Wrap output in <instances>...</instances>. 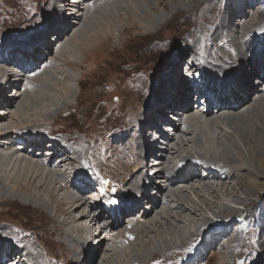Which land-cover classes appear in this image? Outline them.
<instances>
[{
    "label": "bare ground",
    "instance_id": "bare-ground-1",
    "mask_svg": "<svg viewBox=\"0 0 264 264\" xmlns=\"http://www.w3.org/2000/svg\"><path fill=\"white\" fill-rule=\"evenodd\" d=\"M57 1L45 0L41 12H44V14H49L53 10L60 12L58 16L54 14L51 20L43 25L45 29L53 27L58 37L57 42H55L58 45L56 50L52 49L51 41L42 39L41 32L44 28L37 27L41 13L38 18L36 17V23H31L36 19L21 24L18 19H14L15 17H3V19H11L10 26L16 30L0 32V202L6 203L9 197L26 205H40L46 212L49 211L50 204L54 203L56 210L62 213L64 220L61 221L58 218V221L56 219L57 224L55 226L57 225V228L56 230L53 229L50 234L55 235V233L62 232V234L60 233V241H56L60 248L58 254L72 260L74 264H147L149 260L162 258L161 256L165 254L174 255L180 250L189 249L192 243L201 235H203L209 246L214 247L212 250H215L217 245H211L216 242L214 236L221 228L225 231H231V220L233 218L229 217L234 216L236 212L229 211L230 213H228L226 209L221 211L217 209V211L214 210L213 215L215 214V217L221 219L216 218L214 219L215 222L211 218L206 219L205 216L215 206L212 203L197 199V196L201 198L205 194L212 193L211 195H214L217 200H228L227 198L230 195L232 197V195L239 194L240 189H248L249 191L264 190V84L261 87L254 88L259 83H264V49L257 44L253 46L254 41L264 39L262 34L264 19L262 21L254 19V22L249 20L241 22L240 18H237L239 22H233L237 13V10L235 11L237 7H234L226 17L229 20L223 17L224 13L221 17V30H225L226 35L218 31L216 37L213 36V43H206L207 47L202 45L204 36H207L205 33L199 34L198 39L193 37L190 39L188 52L183 54L180 51L176 55L177 57L191 56L187 63L179 67L180 70L187 64L190 66L189 71L194 70L196 76L200 75L201 71L203 72V76L199 80L193 78L198 83L197 90L191 91V82L187 80L186 82L180 79L176 80L175 71L173 70L176 68L177 61L174 60L170 62H174V65L172 64V67L165 69L167 76H164L159 81L160 83L157 84L156 82L155 89H149L152 92L147 93L146 102L141 107L135 110L132 106H129L132 110L127 114L128 109L125 106L126 117H129V120H134V122H131L129 126V136L123 135L124 142L119 141L114 148L116 153L123 154L126 148L125 142L132 143L129 149L126 148L125 155L127 157L124 159L126 160L124 164L127 167L122 164L118 172L123 181L115 188L110 178V183L105 184V181L101 182L99 177L95 176L96 179L93 177L92 180H96L97 183L103 185L102 189L97 190L95 184L88 183L87 179L90 177L86 176V173H82L84 174L83 179H76V164L73 160L76 158H72L71 151L73 147L68 145L67 141L61 140L58 142L57 139L53 140L51 135L47 137V130L51 123L45 124L46 129L43 127L41 118L39 119L42 115L40 108L50 109L45 115L53 119L56 114H60L67 109L66 106L69 103L71 104V99L76 95L73 86V84H76L73 82L76 79L75 73L66 74L65 81L67 83L53 78L58 75L45 79L47 82L42 80L43 83H48V80L53 81L54 91L47 95L52 96L51 101H47L46 96H40V91L37 92L38 97L35 96V93H32L39 87L35 88L36 80L38 78L42 79L41 76L47 70H51L50 76H52L51 68H55L59 62L62 65L65 64L64 70L68 67L73 68L70 62H75L73 57L75 46H80L83 50H86L89 48L86 45L88 40H93L95 36H99L107 30L117 28V25L122 22H126L127 27L130 28H143L144 32H148L152 27L157 30L164 21L166 22L178 10H189L195 3L204 4L207 0H184V4H180V0H164L163 2H161L162 0H122L126 5V9L120 0ZM159 3L164 5L163 7L169 6L171 11L165 12L162 10L159 12L153 7L149 9L152 6L151 4ZM60 5L64 6L63 8L68 7V11L63 13V10L58 8ZM152 12L157 13L159 17H155ZM63 14L67 16H63ZM72 15L73 20L69 19ZM95 17H99V19L93 20ZM3 22L5 21L0 20V30ZM197 22L199 21L197 20ZM249 23H252V26ZM31 27L34 29L32 33L31 31L24 32L29 28L31 29ZM20 28H23L24 31L22 32ZM236 28L245 29V31L241 34ZM25 34L30 35L23 37ZM220 35L221 38L219 39ZM66 40L68 44L65 43ZM216 42H219V45L214 44ZM43 52L49 53L50 60L52 59L51 62L44 61ZM169 65L166 64L165 67ZM247 65L251 68L247 69ZM144 69L139 67L136 72L133 71L131 81L134 84L136 83L134 74L146 76L147 73ZM256 71L262 72L261 77H259V73L255 77ZM60 72L58 70L56 74ZM179 75L183 80L184 77L189 76L187 72L184 76L183 74ZM138 79L139 86H141L145 81L140 82V78ZM8 92L11 94L9 98H7ZM194 93H200L202 100L198 102L200 103L199 109L206 108L204 112L189 110V106H191L189 103H194L196 100V94ZM254 95L256 97L252 99L253 101L247 102ZM154 98L158 99V103L161 104L160 107L159 105H153V103L155 104ZM242 101L246 102L243 104ZM15 104L18 106L16 107ZM174 105H180L184 112L178 113L181 119H178L177 125L174 124L173 133L164 134L166 144L161 147L162 150L160 151L162 158L159 174L151 185L152 191H155V193H148V191L145 193L147 189L143 193L141 190V177L148 165L144 164L146 160L141 153L142 148L139 144V138H147L146 141L150 142L151 138L148 137V132H144V129H148L153 125L152 120L154 121L155 117H161L159 114H163L162 106L173 108ZM36 106L40 108H35ZM123 106V104H119V107L122 108ZM14 107L16 108L13 109ZM43 111L45 113V110ZM219 111L223 112L219 113ZM211 113L213 117L210 116ZM214 114L216 115L214 116ZM200 115L206 117L202 120ZM218 115H222L225 121L216 120ZM17 116L22 118V123L15 122ZM30 116L38 122L37 126L28 123L31 121ZM145 117H148V123L144 128L139 127L140 121ZM39 120L41 121L39 122ZM25 122L28 124H25ZM213 124L216 127L213 128ZM218 129L221 131H218ZM169 130L171 129L168 128L166 131ZM33 135L36 137H32ZM182 135H187V137L179 141ZM34 138L38 140L40 138L41 143L34 140ZM47 138L48 142L46 141ZM117 139L118 137H116ZM198 141H200V147L197 146L199 153H196V151L192 153V146ZM38 144L41 145L40 148ZM222 144L224 146L220 148ZM204 152H210V154L202 155ZM43 154H47L48 157L43 158ZM184 154H190L191 156H185ZM215 154L218 156H215ZM203 158H209L210 160ZM246 158L255 171H252L250 166L245 163ZM202 159L207 162H203ZM131 160L138 161L139 164L130 168ZM63 165L69 166L68 169L73 171L69 176L76 180H63L62 175L67 174L69 170L63 173L55 170V167H62ZM164 165H166L165 173H163ZM200 170H203V172L201 173ZM204 174L206 175L204 176ZM106 177L108 176H104V179ZM206 180L208 182H204ZM232 180L233 183H231ZM211 181L215 184L211 185ZM157 182H160V184ZM175 183L191 184L190 186L180 184V187L177 184L175 188L180 190V193L182 191L184 196H188L191 202H188L187 205H185V199L181 197L183 195L180 196L177 193L179 191H173V200L170 198L171 194L169 192L175 187ZM228 184H230V188ZM211 198L215 201L213 197ZM139 199L145 203L144 207L141 208L144 211L140 213V210H138L137 213L133 214V211L139 207ZM113 200L116 203H111ZM173 201L174 203H172ZM91 202L93 206H91ZM118 203L121 205L119 211L122 213V217L115 214L114 217L116 218L109 217L106 219L108 223L106 222L105 227L99 226L100 220L106 217L108 213L105 210V205L115 207ZM169 204L172 213L170 212L167 222L169 226H167L165 225L166 222L159 221L157 218L159 215L168 218L163 211L168 208ZM187 209L191 212L199 209L200 213L197 214L202 218H185L182 214L174 212L175 210L184 212ZM76 211L81 212L79 217L73 215ZM91 213L95 214L96 217H90ZM221 213L226 215H221ZM136 215H140V219L137 220ZM152 215L155 216L151 219ZM171 218H178L179 222L184 224V227L181 228L177 224H171ZM199 220L202 223L198 224V230L195 229L197 232L194 233L191 228ZM137 221L143 222L139 225L140 227L135 226ZM149 222H152L151 227L145 229ZM155 224L164 226L166 229L156 228ZM67 225L72 226L68 228ZM0 226V264H54L53 259L49 258V246L45 243V248L42 246L40 248L43 253L35 246L30 248V246L24 244L26 247H23L22 244L11 239L7 223H0ZM47 227H50V225ZM150 230L153 235H150L147 240L142 241L139 239L132 246L125 239H121L124 236L128 237L129 233L137 234L143 231L148 233ZM73 231L76 233H73ZM92 240L97 241L94 246L91 245ZM107 241H110L114 246L107 244L102 255L96 260L97 246L104 242L109 243ZM131 250L134 251L133 257L129 255ZM207 250L204 244H198L191 253L192 262L198 263ZM55 252L57 254V251ZM16 258L18 260L15 261ZM137 260L140 262H137Z\"/></svg>",
    "mask_w": 264,
    "mask_h": 264
},
{
    "label": "rangeland",
    "instance_id": "rangeland-1",
    "mask_svg": "<svg viewBox=\"0 0 264 264\" xmlns=\"http://www.w3.org/2000/svg\"><path fill=\"white\" fill-rule=\"evenodd\" d=\"M44 1L45 0H0V20L5 21L2 23L0 32H9L10 30L12 31L16 30L14 27L10 26L11 19H3V17L4 18L5 16L10 18L15 17L14 19L16 20L18 19L19 23L24 24L27 21L36 19V17L38 18V15L42 12V9L44 8L43 6ZM163 1L164 0H162L161 2ZM120 2L123 5V7H125L126 9L125 3L122 0H120ZM180 4H184V0H180ZM151 5L152 6L149 7V9L153 7L155 10H158L159 12H161L162 10H164L165 12L171 11L169 6L163 7L164 5H161L160 3L155 5L151 4ZM63 7L64 6L60 5L58 8L63 10V13L64 11H68V7L67 8L66 7L63 8ZM234 7H237L235 8V11L237 10V13L234 16L233 22L238 23L239 18L241 22L248 20L254 22V19H256L257 21L259 20L262 21L264 19V0H207V2L204 4L195 3L193 7L190 8L191 10L190 9L178 10L166 22L164 21L160 25V28L157 30L154 27H152L148 30V32H144L143 28L140 27L130 28L127 27L126 22H122L121 24L117 25V28L107 30L102 34H100L99 36L98 35L95 36L93 40L92 39L88 40L86 45H88L89 48H87L86 50H83L80 46L78 47L75 46V50L73 52V57L75 62H70L73 68L68 67L67 68L68 71L67 69L64 70L65 64L62 65L61 62H59L57 63L58 65L55 68L53 67L51 68L52 76H50L51 70L50 71L47 70L48 74L46 71L41 76L42 79L38 78L36 80L37 83L35 84V88L38 86L40 88L39 87H38L39 89L36 88V90H34L35 92L33 91L32 93L33 94L35 93V96H37L38 95L37 92L40 91L39 92L40 96H46V100L51 101L52 96L49 97L47 95L50 92L54 91L53 81L48 80V83H43L44 81H46L45 79H49L54 75H58L56 76V78L55 77L53 78L55 80H60L63 83H67L65 81V77H67L66 74L70 75L75 73L74 76L76 79H74L73 82L76 84H73V86L76 90V95H74V98L71 99V104L69 103L68 106H66L67 109H65L60 114L59 113L56 114L55 115L56 117L54 116L53 119H50L45 115L48 111H50V109H44V107L42 109L39 106H36L35 108L41 109L42 115L41 117L39 116L38 117L39 119L41 118L44 128L47 129V126L45 125L46 123L48 122L51 123L50 127L47 130L46 136L49 137V135H51L52 139L53 140L57 139L58 142H60L61 140L67 141V144L73 147V150H71L73 154L72 158H76L73 160L74 163L76 164L77 174L79 171H81V173L87 172L89 173L90 177L93 175L99 177V181L101 182L107 181V183L108 182L110 183V179H111L113 181V185L115 188L120 185L121 181H123V178L118 172L120 170V167H122L121 166L122 164L125 167H127V165L124 164L126 162V160L124 159L127 157L125 155L127 152L126 148L129 149L130 146H132V143L130 144L129 142H125L126 148L123 154L116 153L114 148L119 141H123L122 139L123 135L126 134V136H129L130 133L129 126L131 122H134V120H129L130 118L126 117L127 115L125 114V106H127L128 109L127 114H129L130 111L132 110V108H129V106H132L135 110L141 107L144 104V102H146L145 97L147 93L152 92L149 89H155L156 82L157 84L160 83L159 81H161L164 76H167V72L165 69L172 67V64L174 65V62L170 63L171 61L174 60L177 61L176 68L173 70L175 71L176 80L180 79L181 81L186 82V79L183 80L181 78V75H179V74H183L181 72L183 68L180 70L179 67L184 65V63H187L191 56L189 55L188 57H186L185 55H183L181 57H177L176 54H179L180 51H182L183 54H186V52H188L190 39L192 37L198 39L199 34L200 35L203 33L207 34V36H204L203 38L205 44L204 43L202 44L205 47H207L208 42L213 43V39L214 37H216L218 31H220V33L223 32L222 34L226 35V32H224L225 30L223 31L221 30V17L222 14L224 13L223 17H225L226 19V17H228V14L232 11ZM59 13L60 12L58 10L57 11L53 10L49 14H44V12L41 13V16L38 18L39 24H37V27L42 28L43 25H46L51 20V17L54 14L58 16ZM152 14L155 17H159L157 13L154 14L152 12ZM64 15L67 16L66 14H63V16ZM97 18L99 19V17ZM97 18L95 17L93 18V20H98ZM69 19L73 20V15L70 16ZM197 20L199 22H197ZM226 20H229V18H227ZM36 21L37 19L31 23H36ZM249 25L252 26V23H249ZM21 30L22 32L24 31L23 28ZM237 30L241 34L244 33L245 31V29H241V28H238ZM26 31L27 33L30 31L32 33L34 29L31 27V29L29 28L24 32ZM54 32L55 31L53 30V27L49 29L44 28L41 34L42 36L48 35L49 41L52 42L51 44L52 49L56 50L58 48V45H56L55 43L57 42V40L56 41L50 40L51 37H54L52 36ZM262 34L264 35V31H262ZM28 35L30 34H25L23 37H26ZM218 38L220 39L221 35ZM254 42L255 43L253 44V46L257 44L259 45L260 48L264 49V39H260L259 41H254ZM65 43L68 44L67 40L65 41ZM218 43L219 42H216L214 44L219 45ZM59 54H61V52H59ZM42 55L44 57V61L46 62L50 61L48 52L46 53L43 52ZM166 64L168 65L170 64L171 66L169 65L165 67ZM139 67H143V69L145 68L144 70L146 71L147 74L146 76L134 74L136 76L135 77L136 83L134 84L131 81V78H133L131 77L132 76L131 74L133 73L134 70L136 72L137 68ZM60 68L61 70L63 69L62 72H60L61 71ZM246 68L248 69L251 67L247 65ZM57 69L61 74L60 73L56 74L58 71ZM153 70H155V72H153ZM258 73H259V77H261L262 72L260 73L258 71L255 72L254 74L255 77L258 75ZM168 75H170V73H168ZM138 78H140V82L145 81L141 86H139ZM263 84L264 83H259L257 86H254V88L256 89L259 86L261 87L263 86ZM10 96L11 94H9L8 92L7 98H9ZM35 96L33 95V97ZM255 97L256 96L254 95L253 98L251 97V99H249L247 102L253 101L252 99H254ZM119 98L121 99L119 100ZM36 100L38 101V99ZM153 101L155 102V104L153 103L154 106L159 105L160 107L161 104L158 103L157 98H154ZM41 102H42V98H41ZM245 102L246 101H242L241 103L244 104ZM119 104H123L124 106L121 108L119 107ZM189 105H191L189 106V110H192L193 112H198V111L204 112V110L201 109L197 110L198 108L195 109L197 106H200V103L199 104L197 103V106L194 105L193 103H189ZM16 107H14L13 109H15ZM174 107H178V105H174ZM43 110H45V113ZM222 112L223 111H219V113ZM211 114L210 116L213 117V114L212 115ZM215 115L216 114H214V116ZM200 116H202L201 118L202 120L206 117V116L204 117L203 115ZM218 118H216V120L223 122L225 121L224 118H222V115H218ZM21 119L22 118H20V116H17L15 118V122L17 121V123L18 122L22 123ZM29 119L31 121L29 120L30 122L28 123L31 124L33 123L32 126L33 125L37 126L38 122L34 121L33 120L34 118H32V116H30ZM41 120H39V122ZM144 122L145 125L146 123H148L147 121ZM28 123L25 122V124ZM152 123L153 125L150 126V129H152V127H154L155 125L153 120ZM214 126L215 124L212 125L213 128ZM218 131L221 130L218 129ZM116 137H118L117 140ZM186 137L187 135H182L179 141L183 140V138L185 139ZM46 141L48 142V138ZM89 142L90 144H88ZM196 144L192 146V150H191L192 153H195V151L196 153H199V150H197L198 149L197 146L200 145V141L196 142ZM40 146L41 145H39L38 147L40 148ZM222 146L224 145L223 144L220 145V148ZM147 148H151V147L147 145ZM205 154H210V152L202 153V155ZM217 154H215V156ZM186 155L191 156L190 154H186ZM45 156L48 157L47 154H43V158H46ZM203 159L208 160L209 158H203ZM203 159H202L203 162H207L206 160ZM244 161L247 165L250 166V169L252 171H255L247 158ZM138 164H139L138 161L134 162L133 160H131L130 168L134 165L137 166ZM200 171L202 172V170ZM165 172H166V165H164L163 168V173ZM85 175L87 176V174ZM104 176H108V177L104 179ZM259 178L261 179V177ZM88 181L89 183L95 184L97 190L98 189L100 190L103 187V185L101 183H97L96 180H91L90 182V178H89ZM204 182H208V181L206 180ZM233 182L234 181L232 180L231 183ZM157 183L160 184V182ZM177 184H179L178 185L179 187L180 184L181 185L184 184L186 186L191 185L185 183H175L174 185L175 187L172 188L169 192V194H171L170 198H172V192L175 190L176 192L179 191L177 193H179L180 196L183 195L182 191L180 193V190L175 189ZM213 184H215V182L212 183L211 181V185ZM228 187L230 188V184H228ZM152 190L153 189L151 186L150 189L148 190V193L150 192L152 193L153 192ZM247 190L248 189H240L239 194L232 195V197L230 195L229 198H227L228 200H217L214 195H211L212 193H208V194L211 197H213L215 201H213V199L208 194H205V196L201 198L200 196L199 197L197 196V199H201V201H205L207 203H212V205L215 206L212 209L213 211L211 210L210 213H208L207 215L205 214L206 216L204 215L206 219L211 218V220L215 222L214 219H216L217 217H215V214L213 215V213L214 210L217 211V209L218 211L226 209L228 213H230L229 211L236 212L234 215L235 217L234 216L229 217V218H233L231 220L232 223L231 231H225L223 228H221L217 231V234L214 236V239L217 243V248L215 250H212L214 249V247L209 246L207 241L203 238V235H201L194 241V243H192L189 249L180 250L177 254L174 255H171L169 253L165 254L161 256L162 258L149 260L147 264H219V263L226 264L227 262H228L227 264H264V244H263L264 190L261 191H253V190L247 191ZM153 193H155V191ZM249 193L251 194L249 195ZM181 197L185 199V205H187L188 202H191L189 201L188 196L183 195ZM210 200H212L213 202ZM216 200L219 202H217ZM140 202L141 199H139V205H138L139 207H137V210H140L141 207ZM172 203H174V201ZM141 204L144 205L145 203L141 202ZM50 205L51 206L49 207V211L46 212L43 210V208H41L40 205L39 206L26 205L22 202L16 201L8 197V201H6V203L4 202L3 204L2 202H0V223H5V224L7 223V228L10 231L11 239H13V241H17L18 243L22 244L23 247H26L25 245L30 246V248L35 246L39 249L41 253H43V251L40 248L41 246L44 247L45 246L44 243H45L47 246L50 247V248L48 247L50 254L49 258L53 259L54 264H74L72 260H69L68 258H64L58 254V249L60 248L56 244V241H60V233L62 234V232H60L59 234L55 233V235L54 234L51 235L50 233L52 232L53 229L56 230L57 228V225L55 226V224H57L56 219L58 220L59 218V220L61 221H63L64 219L62 213L59 212V210H56L57 208L56 206H54L55 204L51 203ZM195 205L197 204L195 203ZM105 206L108 207V205ZM137 210H134L133 214L137 213ZM80 211L79 212L76 211L75 213H73V215L75 217H79L81 214ZM163 212L167 214L166 216H168V218L163 215H159L157 219L159 221L167 223L170 217L169 215L172 213V209H170V204L168 208L165 209ZM174 212L182 214L183 216H185V218H190V219L194 217L199 219L202 218L201 216L198 215L200 213L199 209H195V211L193 212H191L190 210L188 211V209L185 210L184 212L183 211L180 212V210L178 211L175 210ZM223 214L226 215L225 213ZM223 214L221 213V215ZM90 215L94 216L92 213ZM154 216L155 215H152L150 218L152 219V217ZM109 217L116 218L109 214L108 216L100 220L99 226L102 227L106 224V222L108 223V220L106 219ZM136 219L137 220L140 219V215L138 216L136 215ZM217 219H221V218H217ZM170 220H171V224H175V225L177 224L181 226V228L184 227V224L179 222L178 218L176 219L171 218ZM200 221L201 220H199V222L197 221L196 225L193 224L194 227L191 228L192 232L193 231L194 233L195 231L197 232L198 224L202 223ZM142 223L143 222L137 221V224H135V226L140 227L139 225ZM151 224L152 222H149V225H147L145 229H149L151 227ZM48 225H50V227H47ZM165 225L169 226L168 223ZM70 226L72 225H67L68 228H70ZM219 226H221V224H219ZM143 227L145 226L143 225ZM155 227L159 229L161 228V230L166 229L164 228V226L157 224H155ZM68 228L66 229L70 231V229ZM104 230L106 229L104 228ZM73 233L76 232L73 231ZM150 235H153L151 230L148 233H146L145 231L137 234L129 233L128 237L124 236L121 239L122 240L125 239L132 246L139 239H141L142 241L147 240L150 237ZM107 242L109 243L104 242L103 244L97 246V253L95 254L96 260H98V258L102 255L103 249L106 247L107 244L114 246L113 244H111L110 241ZM95 243H97V241L94 240L91 241L92 246H94ZM200 243L204 244L208 250L206 253H204L201 256L198 263L196 262L193 263L191 259V255H192L191 253L193 250L196 249V246ZM55 251H57V254ZM228 252H230L231 254ZM129 255L130 257H133L134 251L131 250ZM137 262L140 261L137 260Z\"/></svg>",
    "mask_w": 264,
    "mask_h": 264
},
{
    "label": "snow or ice",
    "instance_id": "snow-or-ice-1",
    "mask_svg": "<svg viewBox=\"0 0 264 264\" xmlns=\"http://www.w3.org/2000/svg\"><path fill=\"white\" fill-rule=\"evenodd\" d=\"M105 183H107V181H105ZM111 203H116V201L113 200V201H111Z\"/></svg>",
    "mask_w": 264,
    "mask_h": 264
}]
</instances>
